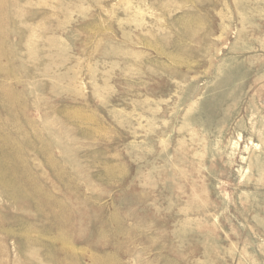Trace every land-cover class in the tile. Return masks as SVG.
<instances>
[{
    "label": "rangeland",
    "instance_id": "rangeland-1",
    "mask_svg": "<svg viewBox=\"0 0 264 264\" xmlns=\"http://www.w3.org/2000/svg\"><path fill=\"white\" fill-rule=\"evenodd\" d=\"M0 264H264V0H0Z\"/></svg>",
    "mask_w": 264,
    "mask_h": 264
},
{
    "label": "bare ground",
    "instance_id": "bare-ground-1",
    "mask_svg": "<svg viewBox=\"0 0 264 264\" xmlns=\"http://www.w3.org/2000/svg\"><path fill=\"white\" fill-rule=\"evenodd\" d=\"M37 194V193H36ZM60 234V233H59Z\"/></svg>",
    "mask_w": 264,
    "mask_h": 264
}]
</instances>
